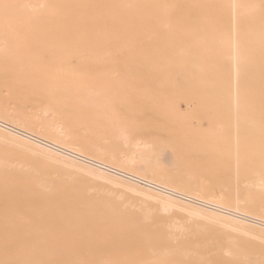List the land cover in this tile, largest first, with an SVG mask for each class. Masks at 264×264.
Segmentation results:
<instances>
[{
  "label": "rangeland",
  "instance_id": "obj_1",
  "mask_svg": "<svg viewBox=\"0 0 264 264\" xmlns=\"http://www.w3.org/2000/svg\"><path fill=\"white\" fill-rule=\"evenodd\" d=\"M27 1L40 7L20 15L1 8L0 23L10 28L15 22L21 33L77 31L87 25L82 17L90 22L94 13L104 17L127 8L125 0ZM145 3L144 12L158 4ZM253 5L254 0H174V46L191 49L192 75L185 79L174 72L171 135L162 131L168 125L163 118L132 128L124 112L111 107L87 109L68 95L63 103L36 97L34 88L6 76L0 59V120L174 192L100 172L0 128V264H207L200 258L210 264H264V175L241 141L246 133L234 130L230 111L222 115L198 103L209 80L224 83L232 98L247 91L251 104L264 107V74L252 71H264L252 47L253 21L264 20V0H257L258 12ZM119 15L104 18L112 34L125 27ZM138 18L124 19L137 28ZM213 34L228 46L224 79L215 64L206 71L203 66L218 59L216 47L214 58L204 50L217 43L209 41ZM238 52L243 55L235 61ZM141 88L156 106L163 104L154 86ZM219 104L214 103L220 110ZM104 229L117 232L97 237Z\"/></svg>",
  "mask_w": 264,
  "mask_h": 264
},
{
  "label": "bare ground",
  "instance_id": "obj_2",
  "mask_svg": "<svg viewBox=\"0 0 264 264\" xmlns=\"http://www.w3.org/2000/svg\"><path fill=\"white\" fill-rule=\"evenodd\" d=\"M145 1L125 0L127 6L125 11L116 12L117 14H112L114 12L112 11L104 17L94 13L91 15L93 20L90 22H85L86 18L82 17L81 23H87V25L77 31L57 29L56 32L21 33L24 32L23 27L17 28L15 22L11 23L10 28H6V25L1 22L0 59L4 66L3 70L7 73L6 76L20 80L23 86L34 88L36 97H38L37 95L45 96L56 103H63L62 97L68 95L74 98L81 107L82 105L89 107L87 109L102 110L111 107L117 113L123 111L124 119L128 120L129 126L132 128L154 126L155 118H163L168 125L162 128V131L171 135L173 130L170 127L174 125L172 78L174 72H183L185 79L191 77L192 72L189 69V59L187 58L192 52L186 46H174V0H157L158 4L155 9H152L153 11L148 9L144 12L142 9L146 4ZM133 4L135 7H132ZM38 7L40 6L31 5L27 0H0V13L5 8L11 15H20ZM252 8L254 12H258L257 0H254ZM118 13H122L123 19L119 22L123 23L125 27L112 34L109 29L104 27V18H118ZM136 14L139 16L138 21L135 22L139 24L137 28L130 26L132 22L124 19ZM88 23L98 24L102 28L99 27L97 31ZM253 25L256 32L255 44L252 46L255 58H258L257 62L264 63V20L256 18ZM219 32L220 30L217 33ZM64 37L67 39L65 43H63ZM109 40H122L123 43L110 44ZM134 40L139 43H133ZM214 40L217 43H207L204 50H208L210 57L214 58L212 49L216 47L219 53L218 59L216 62L208 60L203 63V66L206 71L209 65L215 64L218 75L224 79L226 78L225 57L228 46L219 34H213L209 41L213 42ZM67 46L69 50L62 52V48ZM242 55V52H238L235 61ZM196 64L199 63L196 62ZM180 65L183 67L181 68ZM249 68L254 67H247L250 72ZM199 70L201 68L197 66L195 73ZM110 71L114 72L113 74L116 75L114 78L119 79L118 82L110 77ZM252 71L264 74L262 69L256 67ZM139 79L146 81L138 82ZM146 83L150 84V87L154 86L160 92L163 104L156 106L149 100L148 89H143L145 91L142 92L138 91ZM204 87L206 93L202 94L198 103L207 102L209 110L215 108L214 110L222 115L230 111L234 130L240 134L246 133L241 141L247 143L249 151L253 152L255 157L256 167H259L264 175V107L256 106V103L251 104V101L254 102V100L248 99L250 96L247 91H240L232 98L226 91L224 83L212 84L207 80ZM260 89L258 87L256 90ZM261 99L264 102V96ZM215 101L218 104L221 103L219 105L222 106V109L216 108ZM185 102L189 103L190 99ZM180 103L183 104V102ZM183 111L184 109L181 110V112ZM138 114L142 116H137ZM0 128L25 137L48 152L70 160L81 161L80 163L83 162L86 166H95L100 172L120 173L127 180L143 181L142 184L148 188H158L163 192L169 190L171 191H168L169 193H174L169 188L160 186L153 181L140 179L138 176L118 170L111 165L100 163L99 160L88 158L89 156H82L84 155L82 153L81 155L79 152V154L74 153L73 150H67L57 143L34 136L28 131L19 130L3 120H0ZM4 190L7 194L8 190L6 188ZM76 216L75 212L71 213L72 218ZM7 222L5 221V223ZM116 232L115 229H104L96 231L95 234L99 238H104ZM199 261L210 264L201 258Z\"/></svg>",
  "mask_w": 264,
  "mask_h": 264
}]
</instances>
